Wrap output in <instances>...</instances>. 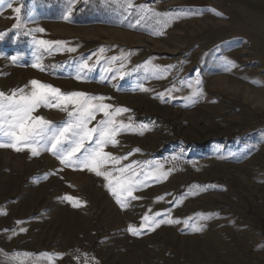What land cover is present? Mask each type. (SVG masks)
Here are the masks:
<instances>
[{
	"label": "rangeland",
	"instance_id": "374dc122",
	"mask_svg": "<svg viewBox=\"0 0 264 264\" xmlns=\"http://www.w3.org/2000/svg\"><path fill=\"white\" fill-rule=\"evenodd\" d=\"M133 4L0 0V92L37 80L128 109L115 120L129 127L104 151L126 157L108 166L114 176L131 165L142 181L122 209L103 177L48 151L0 148V264H264V0ZM147 9L176 18L154 34L160 18ZM39 40L64 44L46 51ZM156 213L181 223L128 231Z\"/></svg>",
	"mask_w": 264,
	"mask_h": 264
},
{
	"label": "snow or ice",
	"instance_id": "6c2138e0",
	"mask_svg": "<svg viewBox=\"0 0 264 264\" xmlns=\"http://www.w3.org/2000/svg\"><path fill=\"white\" fill-rule=\"evenodd\" d=\"M125 3L128 8L135 6L133 0H125ZM140 9L144 11L145 6L141 5ZM14 11L17 13L15 27H20L21 9L15 8ZM147 11H152L154 16L160 18L157 23L161 25V30L154 34H162L163 29L170 26L172 20L176 18L166 13H157L152 9H147ZM70 13L71 9H69V15ZM67 18L66 16L65 19ZM139 22L138 20L137 23ZM37 31L43 32V29H37ZM36 43L46 51L50 50L53 45L63 47L64 44L62 41L48 40H39ZM68 50L75 51L71 48ZM100 51L103 52L104 49ZM15 60L16 57H13L14 62ZM227 63L232 64L233 62L227 61ZM32 67L44 71L39 62L34 63ZM194 83L192 95L202 96L204 82L197 76ZM30 85L31 90L27 92L24 88L12 90L11 95L0 92V137L3 138L0 139V148H10L18 153L27 150L33 157L43 151H48L60 161L64 168L87 171L94 173L97 177H103L107 182L105 186L122 209L129 206L130 200L138 199L133 193L142 185V181L137 178L139 173L132 170L130 165L119 168L120 175L114 176L113 172L108 170V166L118 164L126 157H116L104 151L109 144L115 146L118 143L117 135L121 130L129 127L122 123L117 124L115 120L116 115L127 112L128 109H112L111 105L104 103L108 99L104 96H90L83 92L64 93L59 88L37 80L30 81ZM189 87L193 85L189 84ZM143 90L147 91V89ZM41 107L56 108L66 112L68 119L59 126L54 125L43 116L34 114ZM97 113H103L104 119L90 127ZM167 175L168 173L160 172L157 178H166ZM64 199L72 203L73 207L79 204L78 199L72 196H65ZM160 215L162 214L145 215L139 229L130 225L128 231L138 236L141 230L154 231L164 223H181L180 220L171 218L158 220L157 217Z\"/></svg>",
	"mask_w": 264,
	"mask_h": 264
},
{
	"label": "trees",
	"instance_id": "16d2710c",
	"mask_svg": "<svg viewBox=\"0 0 264 264\" xmlns=\"http://www.w3.org/2000/svg\"><path fill=\"white\" fill-rule=\"evenodd\" d=\"M156 121H157V120H156ZM158 122H164V121L158 120Z\"/></svg>",
	"mask_w": 264,
	"mask_h": 264
}]
</instances>
